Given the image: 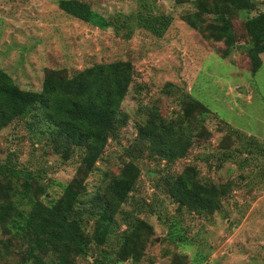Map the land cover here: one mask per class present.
<instances>
[{"label": "rangeland", "instance_id": "rangeland-1", "mask_svg": "<svg viewBox=\"0 0 264 264\" xmlns=\"http://www.w3.org/2000/svg\"><path fill=\"white\" fill-rule=\"evenodd\" d=\"M58 1L0 0V71L20 90L39 92L49 70L69 78L96 64L127 61L131 82L117 111L120 128L88 166L77 147L62 159L36 111L0 129V183H12L11 204L0 208V264H30L19 254L11 220L29 212L35 188L49 206L71 181L78 182L83 250L60 260L42 256L45 264H263L264 53L252 74L243 21L263 12L264 0L253 11L220 0H76L102 26L66 15ZM219 14L236 39L228 51L209 37ZM191 101L204 110L188 118ZM150 118L178 138L182 157L161 159L141 139ZM126 163L136 166L137 179L101 239L93 204L109 198L104 186ZM185 167L200 183L221 188L211 214L179 207L165 193L164 180Z\"/></svg>", "mask_w": 264, "mask_h": 264}, {"label": "trees", "instance_id": "trees-1", "mask_svg": "<svg viewBox=\"0 0 264 264\" xmlns=\"http://www.w3.org/2000/svg\"><path fill=\"white\" fill-rule=\"evenodd\" d=\"M220 1L236 11H253L257 5L256 0ZM57 7L66 15L82 22L96 20L98 25H103V20L95 16L89 6L76 0H59ZM216 22L217 25L212 26L209 37L215 42H222L228 51L236 42L230 21L223 14H219ZM190 24L195 27L193 23ZM243 28L247 42L252 44L251 55L255 58L251 68L253 74L260 64L259 55L264 53V11L245 19ZM152 31L159 34L161 29ZM131 77L132 68L127 61L96 64L69 78L49 70L44 74L40 91L30 92L20 90L0 71V129L25 113L36 111L43 122L51 127L49 135L55 139V150L62 149V159H67L68 153L77 147L86 152L80 161L83 166H88L99 155L106 140L115 136V132L120 128L117 111L127 92ZM199 109L204 110V106L191 101L184 109V114L189 118L193 111ZM148 123L149 126L141 132V139L146 141L151 151L157 157L169 161L182 157L184 148L177 147L178 138L156 124L152 118ZM186 129L187 127H184V130ZM231 130L234 132V129ZM249 139L256 142L252 138ZM258 148H261L260 145ZM3 168L5 166L0 165V173L4 172ZM137 175L136 166L126 163L120 169L118 177L111 178L104 186V194L109 195V198L101 202L104 199L103 195V198L96 199L93 204L98 216L95 230L101 232V239L108 234L113 222V213L132 189ZM7 178L11 176L8 175ZM77 183L71 181L59 198L49 206L37 199L36 196L41 193V189L36 187L29 212L27 214L17 212L11 220L15 228L13 234L21 246L19 254L30 264H45L42 256L48 254L60 260L67 257L69 252L82 253L83 247L78 240L81 230L79 220L76 219ZM22 187L24 192L27 187L29 188L26 180H23ZM163 187L167 196L177 206L197 214H211L217 208L219 198L223 196L221 188L194 179L191 167H185L176 177L166 178ZM11 188L12 183L9 180L0 183V200L3 202L2 205L0 201V208L11 204L9 200ZM135 238L132 234L130 242Z\"/></svg>", "mask_w": 264, "mask_h": 264}]
</instances>
